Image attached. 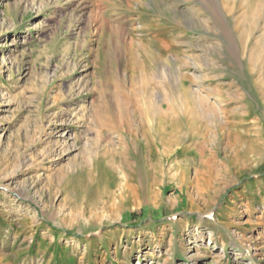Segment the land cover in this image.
I'll use <instances>...</instances> for the list:
<instances>
[{
    "label": "rangeland",
    "instance_id": "1",
    "mask_svg": "<svg viewBox=\"0 0 264 264\" xmlns=\"http://www.w3.org/2000/svg\"><path fill=\"white\" fill-rule=\"evenodd\" d=\"M0 264H264V0H0Z\"/></svg>",
    "mask_w": 264,
    "mask_h": 264
},
{
    "label": "bare ground",
    "instance_id": "2",
    "mask_svg": "<svg viewBox=\"0 0 264 264\" xmlns=\"http://www.w3.org/2000/svg\"><path fill=\"white\" fill-rule=\"evenodd\" d=\"M132 1H135V0H128V2H132ZM130 4V3H129ZM130 7V6H129Z\"/></svg>",
    "mask_w": 264,
    "mask_h": 264
}]
</instances>
